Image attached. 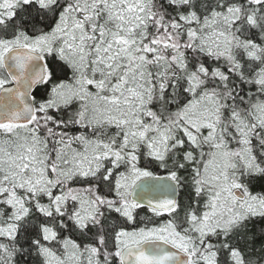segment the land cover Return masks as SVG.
<instances>
[{
  "label": "snow or ice",
  "instance_id": "snow-or-ice-1",
  "mask_svg": "<svg viewBox=\"0 0 264 264\" xmlns=\"http://www.w3.org/2000/svg\"><path fill=\"white\" fill-rule=\"evenodd\" d=\"M0 264H264V0H0Z\"/></svg>",
  "mask_w": 264,
  "mask_h": 264
}]
</instances>
